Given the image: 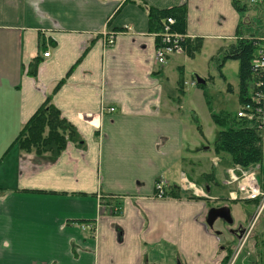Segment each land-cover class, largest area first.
I'll list each match as a JSON object with an SVG mask.
<instances>
[{
	"label": "crops",
	"instance_id": "obj_1",
	"mask_svg": "<svg viewBox=\"0 0 264 264\" xmlns=\"http://www.w3.org/2000/svg\"><path fill=\"white\" fill-rule=\"evenodd\" d=\"M231 4L0 0V264L228 260L237 239L222 251L223 237L214 230L218 219L209 227L205 215L222 205L231 210L227 201H234L228 195L209 207L216 199L210 194L215 175L188 155L209 147L202 144L203 133L190 142L193 118L177 95V80L169 79L173 69L182 76L178 61L186 53L155 64L159 21L151 25L148 15L151 9L184 5L189 39H229L238 20ZM109 35L113 43L105 45ZM47 97L79 141L68 142L45 163L19 152L13 141ZM198 165L199 172L193 171ZM231 166L223 179L228 188ZM187 181L201 193H193ZM158 184L180 196H154ZM187 191L195 197H185ZM248 213L233 224L245 226L254 211ZM252 250L247 247L248 264L255 261ZM263 262L258 258L255 264Z\"/></svg>",
	"mask_w": 264,
	"mask_h": 264
},
{
	"label": "trees",
	"instance_id": "obj_2",
	"mask_svg": "<svg viewBox=\"0 0 264 264\" xmlns=\"http://www.w3.org/2000/svg\"><path fill=\"white\" fill-rule=\"evenodd\" d=\"M232 4L238 12L246 11L250 8L246 4L240 3L239 0H232ZM151 25H155L159 21V26L155 29L160 32L167 17L174 19L172 30L183 33L186 24V8L184 5L174 6L167 9L157 10L151 9L149 11ZM242 23L240 22L236 28V36H242ZM202 39H187L184 43L185 53L189 57H194L202 48ZM221 50V49H220ZM255 51L253 40L242 37L236 38L235 42L223 48L221 55L216 59L222 61L227 59L238 61V100L239 106L246 98V85L251 76L250 63ZM34 66L32 64L30 73L34 74ZM180 78L177 80V95L182 99L185 90L183 89V82ZM205 84V83H204ZM203 83H198L197 86H203ZM229 86V91L232 90ZM179 100V99H178ZM209 105V103H208ZM212 121L220 126L216 138L213 142V150L216 153H228L232 165H239L242 168H247L250 165H258L256 169V179L264 190V130L259 131L250 123L235 114L230 113H211ZM196 121V120H195ZM200 130V126H196ZM78 133L72 124L64 119L59 110L47 97L43 104L32 114V116L21 127L16 135L13 143L17 145L19 152L22 154H29L34 158H39L45 163L53 161L64 148L68 142H78ZM206 176H209L206 175ZM207 182V181H206ZM165 196L179 197L180 194L174 191L164 192ZM244 203L250 202L252 208L255 210L259 206L260 197L253 200H236ZM234 201V202H236ZM252 209V211H254ZM248 213L249 215L251 212ZM264 211V208H263ZM262 216V214H260ZM264 217V215H263ZM255 228V227H254ZM258 228L264 229V221L258 224ZM260 232L253 229L251 237L256 242L257 236ZM261 241L256 242V246L261 248V261L264 259V231L262 230ZM260 245V246H259ZM229 258L226 256L225 261ZM224 261V262H225Z\"/></svg>",
	"mask_w": 264,
	"mask_h": 264
},
{
	"label": "rangeland",
	"instance_id": "obj_3",
	"mask_svg": "<svg viewBox=\"0 0 264 264\" xmlns=\"http://www.w3.org/2000/svg\"><path fill=\"white\" fill-rule=\"evenodd\" d=\"M247 7L250 9L242 12H238L234 9V12L238 16L237 22L234 23L235 30L241 22L243 36L253 35L256 38H261L264 36V4L260 6L247 4ZM226 10L230 11L228 6H226ZM217 25L220 26L219 23H217ZM224 26L227 25L224 24ZM234 35L235 36H231L229 39H225V37L223 39H215V37L205 38L201 50L196 53L194 57H188L186 55L180 56V61H178V64L181 66V80L183 82V89L185 90L183 101H181L188 115H192L195 125V129L192 128L193 140L190 139V142H194L196 135L200 138L201 133H203L204 140L202 144L204 147H209L207 150L192 152L188 155H191L193 160L194 158L199 159L200 161L198 162L195 160L197 163L202 160L203 170L213 172L216 179V184H211L210 192L211 196L216 199L214 203L209 204V207L219 205L223 201L225 202V199H228L229 192L233 190V187L228 188V186L223 183L225 170L231 166L230 156L225 152L216 153L212 147L217 132L222 128L212 121L210 115L211 113L235 114L239 109L238 61L227 59L222 63V61L216 59L217 56L221 55L224 47L235 42L237 38L236 31H234ZM220 47H222L221 50ZM179 78L180 74L178 69H173L169 75L170 81L174 83L175 79L178 80ZM198 78L202 79L201 82H203V84L205 83L203 86H197ZM228 85L231 86L232 90L229 91ZM197 125L200 126V130L197 129ZM194 168L199 172V165L197 167H192L193 171ZM189 175L190 173H188V176ZM196 184H201V181H196ZM190 196L195 197L190 191H187L185 197ZM200 201L204 202L205 200ZM227 204L231 207V214L234 218V222L243 221L247 217V213L253 209L250 202H230L228 200ZM255 211L258 213L259 207H257L254 212ZM260 214H262V216H260ZM263 215L264 211L262 210L253 224V229L260 232L257 236V241H261L262 230L264 231V229L258 228V224L264 221ZM248 222V224H244V227L252 225L250 220ZM219 227H221V222L218 220L214 224V230L220 233ZM221 236L224 241L221 242L220 249L226 251L223 246L228 247L230 239L225 233H222ZM256 242H253L252 237L246 240L244 247L237 255V262L245 260L243 264H248V260H246L249 256L247 254V247L250 250L253 249L252 252H250V255L255 258L253 264L258 262V258L262 257V255L261 248L255 245Z\"/></svg>",
	"mask_w": 264,
	"mask_h": 264
},
{
	"label": "built area",
	"instance_id": "obj_4",
	"mask_svg": "<svg viewBox=\"0 0 264 264\" xmlns=\"http://www.w3.org/2000/svg\"><path fill=\"white\" fill-rule=\"evenodd\" d=\"M243 2L254 3L257 0H241ZM174 19L167 17L164 20L161 31L158 34V40L154 52V62L155 64L162 65L166 62L167 58L171 55L182 54L185 50L184 43L188 37L183 34L172 30V25ZM253 40L255 46V51L250 63L251 76L246 85V98L239 106L236 111V116L244 119L250 123L254 128L259 131L264 130V36L261 38H250ZM113 43V35H109L104 39L105 45H110ZM44 57L49 56V51L43 53ZM112 111L113 109H108ZM257 169L256 165H251L247 168H242L239 165H234L228 170V184H235L236 191L239 197L246 199H257L261 198L259 211L264 207V190H262L257 182L255 171ZM186 180V179H185ZM186 182V181H185ZM187 184L192 188L193 192L196 194L201 193L200 190L189 183ZM160 191V186L157 187ZM232 199L237 197L236 194L231 193ZM249 225L246 229L245 234L240 239L235 248L232 257L227 262V264H233L235 258L243 248L246 240H248L251 228L253 226Z\"/></svg>",
	"mask_w": 264,
	"mask_h": 264
},
{
	"label": "water",
	"instance_id": "obj_5",
	"mask_svg": "<svg viewBox=\"0 0 264 264\" xmlns=\"http://www.w3.org/2000/svg\"><path fill=\"white\" fill-rule=\"evenodd\" d=\"M201 80L202 79L198 78L197 82L202 83ZM217 219L222 220L227 225H232L234 223V219L232 218V215H231V210L227 205L210 208L205 215V224L208 225L209 227H212L213 223ZM242 231L243 229L241 225H239L237 229L230 230V233L236 235V237L239 238L241 237Z\"/></svg>",
	"mask_w": 264,
	"mask_h": 264
},
{
	"label": "flooded vegetation",
	"instance_id": "obj_6",
	"mask_svg": "<svg viewBox=\"0 0 264 264\" xmlns=\"http://www.w3.org/2000/svg\"><path fill=\"white\" fill-rule=\"evenodd\" d=\"M158 186H160V189H161V191H162L161 194H160V191L157 189ZM157 187H156V193L154 194V196H156V197H158V198L165 197V195H164V192H165V191H163V189H162V185H161V184H158ZM115 209H116V207H113V208H112V211L115 210ZM100 211H101L102 213L105 212L102 208H100ZM219 221L221 222V225H222V229H221L220 235H221L222 233H225L229 238L232 237V240L230 239L229 246H232V245L234 244V240L237 239L236 235L230 233V230L237 229V227H238L239 225H241V227H242V229H243V231H242V233H241V236H243V235L245 234V232H246V230H245V228H244V226H243L242 224H238V223H237V224L227 225V224H226L225 222H223L222 220H219ZM218 234H219V233H218Z\"/></svg>",
	"mask_w": 264,
	"mask_h": 264
}]
</instances>
